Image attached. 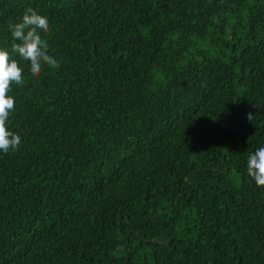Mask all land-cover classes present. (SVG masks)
Segmentation results:
<instances>
[{
    "label": "trees",
    "instance_id": "1",
    "mask_svg": "<svg viewBox=\"0 0 264 264\" xmlns=\"http://www.w3.org/2000/svg\"><path fill=\"white\" fill-rule=\"evenodd\" d=\"M28 8L0 264H264V0H0V46Z\"/></svg>",
    "mask_w": 264,
    "mask_h": 264
},
{
    "label": "clouds",
    "instance_id": "2",
    "mask_svg": "<svg viewBox=\"0 0 264 264\" xmlns=\"http://www.w3.org/2000/svg\"><path fill=\"white\" fill-rule=\"evenodd\" d=\"M9 29L11 47L0 46V153L5 155L17 152L22 144L20 135L10 127L11 117L17 111L12 86L23 87L25 84V69L20 61L28 63L33 77H38L45 66L60 67V61L50 54L48 42L41 36L50 30L47 16L28 8L18 22L9 25ZM17 56L19 59L15 58ZM252 116L249 113L248 119ZM246 171L258 187H264V147L248 155Z\"/></svg>",
    "mask_w": 264,
    "mask_h": 264
}]
</instances>
